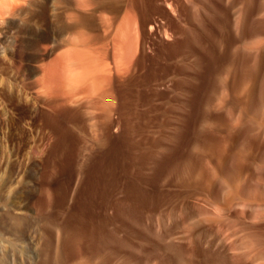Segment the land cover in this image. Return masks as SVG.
Here are the masks:
<instances>
[{
    "label": "rangeland",
    "instance_id": "obj_1",
    "mask_svg": "<svg viewBox=\"0 0 264 264\" xmlns=\"http://www.w3.org/2000/svg\"><path fill=\"white\" fill-rule=\"evenodd\" d=\"M60 3L0 15V264H264V0H143L129 69L69 94Z\"/></svg>",
    "mask_w": 264,
    "mask_h": 264
},
{
    "label": "bare ground",
    "instance_id": "obj_2",
    "mask_svg": "<svg viewBox=\"0 0 264 264\" xmlns=\"http://www.w3.org/2000/svg\"><path fill=\"white\" fill-rule=\"evenodd\" d=\"M142 1L143 0H60V2L62 3V6L60 7L59 5V7L58 8L56 7V8L58 10L57 13L61 14L58 16V19L63 20V21L61 22L59 28L56 30L57 31L56 36L58 40L61 41V46H65L68 48L65 49L64 51L63 50L60 51L61 53L60 54L58 53V56L55 57L56 59L55 58H54L55 60L53 59L54 62L51 61L52 63L50 62V64L47 67L48 70L45 74V86L49 89L48 91L53 92L55 87H58V88L62 87L63 89L61 90V92L65 94L67 93L69 94L70 92H74L71 90L72 87H75L74 85H76L77 90H78L77 83L83 81L88 76H91V78H93L92 80H90L93 83V87L97 86L98 88H100V85L102 83H108L109 80H112L110 79V76H112L115 70H113L114 66L112 65L110 59L115 61V66L118 69V71L120 70L121 72H125L127 69H129V63H130L129 58L132 57L134 53V49H135V46L132 40L133 37H132L131 27H132V24L134 23V19H137V17H139V14L142 8L144 9V7H142V3H141ZM10 2L11 0H0V15L3 14V12L10 11L11 9L10 6H12ZM95 16H98L99 19L101 20V23H103L102 31H100V29H96L95 27V22H96ZM93 42H97L100 44V47L95 46L96 48L98 47L97 50L94 48ZM62 48L63 47H61V49ZM92 52L97 54V55L94 54V56H98L96 57V60L98 59V61L95 60L94 61L95 63H92L91 61L93 58L90 60V56H91L90 54ZM72 53L80 57L79 62L81 63L79 64V66L78 64L76 65L78 66V69H76L77 67L75 66V63L78 61L74 60L73 61L74 63L68 62L69 61L68 56H70V54ZM74 58L76 57L74 56ZM81 65L82 67L85 66L84 68H82V70L80 69ZM75 71H77L78 73H75ZM87 81L89 82V80ZM91 82H90V85H91ZM87 83H84V84H87ZM52 87L54 88L52 89ZM90 87L88 88V90L90 89L89 91H91V88H92V91L91 92L88 91V92L90 94L91 93L93 94L94 88L93 87L90 88ZM99 90H102V89H99ZM105 91L104 92L106 94L102 92L105 96L111 92L109 88L105 89ZM95 92H97V90L96 91L94 90V94ZM52 94H55V93H52ZM90 94L88 95L90 96ZM95 95H97V93ZM110 96H112V94L107 95L106 96L107 99H105V100H108L107 101L108 103H110L109 101H111V103L113 102L112 101L113 99L111 100V98L113 97H110ZM64 98L66 97L64 96ZM105 100L103 98V101L101 100L102 101L101 103H103ZM103 104L104 106L101 104L103 108L105 106H108L105 103ZM111 105L109 104V107H113V103ZM109 107H105L104 109L106 108L108 109ZM107 109L105 110L106 113L110 114L109 117H108L109 114H107V120H108V118L110 119V117H112L111 113L113 111L111 109L110 110L108 109L111 112L109 111L107 112ZM91 220L93 221V219Z\"/></svg>",
    "mask_w": 264,
    "mask_h": 264
}]
</instances>
